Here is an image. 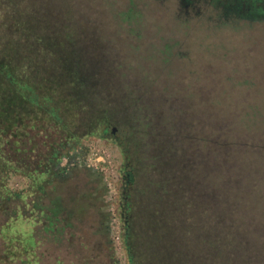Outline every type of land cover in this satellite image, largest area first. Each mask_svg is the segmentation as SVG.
I'll use <instances>...</instances> for the list:
<instances>
[{
	"label": "rangeland",
	"instance_id": "obj_1",
	"mask_svg": "<svg viewBox=\"0 0 264 264\" xmlns=\"http://www.w3.org/2000/svg\"><path fill=\"white\" fill-rule=\"evenodd\" d=\"M13 1L8 6L0 0V22L3 14L8 21L14 12L22 14L38 34L57 44L58 56L66 60L62 62L77 64L79 74L95 88L97 96L94 101L90 98L88 109H98L96 102L102 101L115 113L104 138L82 135L78 143L83 147L95 143L111 153L116 167L112 207L123 250H114L110 234L99 225L98 199L109 207V189L104 177L95 172L104 187L89 204L67 200L77 186V196L88 193L80 181H68L72 177L58 182L47 179L43 190L28 197V203L38 206L37 214L46 216L36 227L35 234L42 238L37 258L4 259L0 246V264H131L127 238L131 221L123 203L120 206L121 192L123 187L137 191L138 185H131L127 176L136 174L132 170L136 156L142 164L147 159L153 163L161 154L175 156V163L187 168L182 183L175 177L170 188L179 195L173 197L181 204L182 214L188 215L187 207L193 210L191 234L183 238L186 246L198 249L199 257L194 258L195 251L191 257L197 263L231 264L233 253L238 261L251 256L254 264H264V0L257 5L249 0ZM59 62L54 57L44 70ZM66 69L61 68L64 73ZM55 73L57 83L68 85L66 74ZM82 118L87 125L93 122ZM85 129L80 123L78 130L83 134ZM23 178L8 177L12 194L28 189L29 181ZM139 184L140 190L146 187L145 182ZM180 184L191 205L183 202L186 194H177ZM56 200L71 209L72 227L62 221L67 218L64 213L58 219L48 213ZM131 201H135L132 214L146 202L137 192ZM4 209L8 211L0 207V225L10 212V207ZM230 213L241 218L240 228L226 223ZM212 219L218 225L213 244L218 250L215 261H203ZM18 222L14 229L20 230ZM55 228L61 229L58 242L52 233ZM227 230L239 238L243 234L238 251L228 253L226 247H219L218 242L228 238ZM189 264L196 263L190 260Z\"/></svg>",
	"mask_w": 264,
	"mask_h": 264
},
{
	"label": "trees",
	"instance_id": "obj_2",
	"mask_svg": "<svg viewBox=\"0 0 264 264\" xmlns=\"http://www.w3.org/2000/svg\"><path fill=\"white\" fill-rule=\"evenodd\" d=\"M3 1L8 6L14 2ZM249 1H256L257 5L260 0ZM6 24L11 25V29ZM36 28L29 25L27 19L18 12H14L9 21L3 14L0 22V207L3 211H8L4 209L6 206L10 207V212L5 213L7 217L0 225V246L2 257L9 260L21 255L37 258V249L42 238L35 232L39 231L36 227L41 224L44 216H41L42 212L37 214L38 206L35 207L36 203L33 201L28 203L27 198H32L34 193L43 190L47 179L56 178L57 162L68 154L72 146L78 144V138L85 137L82 135L104 138L106 125L115 120V113L101 103L102 101L96 102L98 109H88L90 98L94 101L97 96L95 88L91 87L85 76L79 74L77 64L74 66L71 61L64 63L66 60L59 57L56 51L57 44H51L48 39L43 38ZM11 32L13 34H9ZM36 52L44 55L43 58H36ZM54 57L60 58L59 63H54L58 70L52 67L45 71L52 60L54 61ZM63 65L67 67L65 73L61 70ZM55 72L66 74L69 86L63 82L57 83L52 77ZM82 117L92 118V124H85ZM80 123L86 128L83 134L78 130ZM133 138L138 140L135 134ZM174 157L161 154L152 160L153 163L147 159L141 164L143 160L136 156L133 161L132 170L136 169L135 173L138 175L130 173L128 180L134 187L138 185V188L136 187V191L133 187H128V190L126 186V189L123 187L120 204L121 206L123 203L122 206L131 221L130 227H127L131 264H173L172 261H176L174 264H189L190 260L196 264H204L197 263L191 257L192 251L197 252L194 258L199 257L198 249L191 245L186 246L183 241V238H188L189 233L191 234L189 222L192 217L189 214L193 210L187 207L188 215H184L181 204L175 202V197L179 195L173 194L170 188L172 181L176 177L178 184L182 183V173L187 172V168H181L182 163L176 164ZM139 166L141 168L137 169ZM11 174L20 175L30 181L24 193L12 194L8 190L7 179ZM140 182H145L146 187L143 190H140ZM181 186L180 184L177 194L181 192V195H185ZM136 192L137 195L142 194L146 202L142 203L144 207L137 206V212L135 214L134 210L133 215L135 201L132 203L131 199ZM182 199L186 206L191 205L188 195ZM227 217L226 223L229 227L240 228L241 218L231 213ZM16 222L22 227L20 230L16 227L14 229ZM211 222V227L208 225L207 228L209 243L203 261H215V252L218 250L213 245L216 241L217 220L212 219ZM43 229L48 231L46 226ZM171 232L172 236L169 235ZM52 233L58 242L61 229L55 228ZM228 233L227 230L229 239L220 242L217 240L219 247L220 244L221 248L226 247L228 253L234 252L235 248L238 251L240 247L237 243H244L243 234L239 238ZM188 256L191 258H187ZM231 257V264L256 262L251 256L245 257L244 261H238V257L237 260L236 257L233 258V253Z\"/></svg>",
	"mask_w": 264,
	"mask_h": 264
},
{
	"label": "built area",
	"instance_id": "obj_3",
	"mask_svg": "<svg viewBox=\"0 0 264 264\" xmlns=\"http://www.w3.org/2000/svg\"><path fill=\"white\" fill-rule=\"evenodd\" d=\"M78 170H92L100 173L109 189V196L107 201L109 203V211L111 213V220L109 223V234L114 250L122 251L121 229L118 217L115 214L112 201L115 191L113 190V182L116 177V167L114 165L111 153L98 147L95 143H90L83 147L79 143L72 146L67 155L63 156L56 164V178L57 180L67 175H74Z\"/></svg>",
	"mask_w": 264,
	"mask_h": 264
},
{
	"label": "crops",
	"instance_id": "obj_4",
	"mask_svg": "<svg viewBox=\"0 0 264 264\" xmlns=\"http://www.w3.org/2000/svg\"><path fill=\"white\" fill-rule=\"evenodd\" d=\"M79 173L80 174H78L76 176L73 175L74 177H72L68 181H70V182L80 181L83 184L84 188H86V190L88 189V191H87L88 193H84L82 191L77 196L76 195V194H78L77 193L78 186H77V188L75 190L76 193H74L71 196L68 195L69 197L67 196V200L69 202H83V203L89 204L92 200H96L98 196L100 197V195L98 194V190L102 191V189L104 187V182L101 179V177H99L98 174L92 170L91 171L85 170V171H81ZM23 180L29 181L27 178H23ZM54 181L58 182L57 180H54ZM49 182H51V180ZM29 183H30V181H29ZM58 203H61V202H59V200H58ZM44 212H45V209H44ZM43 216H44V214H43ZM44 217H46V216H44Z\"/></svg>",
	"mask_w": 264,
	"mask_h": 264
},
{
	"label": "flooded vegetation",
	"instance_id": "obj_5",
	"mask_svg": "<svg viewBox=\"0 0 264 264\" xmlns=\"http://www.w3.org/2000/svg\"><path fill=\"white\" fill-rule=\"evenodd\" d=\"M107 132L108 131H106V130L104 131L105 136L108 134ZM81 171L82 170H78L77 172H74V176L80 174L79 172H81ZM74 176H72L70 174V175L64 176L63 178L59 179L58 181H61L62 179H66L69 177H74ZM127 176H129V174ZM99 202H101V206H99V210L97 211V216H98L97 219L99 221V225L102 228V232H105L106 235H109V223H110L109 222V208L103 200L100 201V199H99ZM47 211H48V209H47ZM50 211H48V213H50V214L52 213L53 218H57V219L60 218V215H62L64 213L67 216V218H63L62 221L65 222V225L67 228L70 226L69 218H71V214H72L71 209H68L66 207L61 206V203H58V201L56 200L55 208L51 209ZM70 227H72V226H70Z\"/></svg>",
	"mask_w": 264,
	"mask_h": 264
}]
</instances>
